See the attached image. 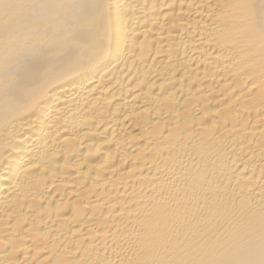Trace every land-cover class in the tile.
<instances>
[{"label": "bare ground", "instance_id": "6f19581e", "mask_svg": "<svg viewBox=\"0 0 264 264\" xmlns=\"http://www.w3.org/2000/svg\"><path fill=\"white\" fill-rule=\"evenodd\" d=\"M0 264H264V0H0Z\"/></svg>", "mask_w": 264, "mask_h": 264}]
</instances>
